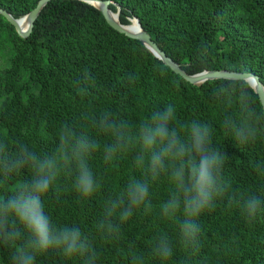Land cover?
<instances>
[{
  "label": "trees",
  "instance_id": "1",
  "mask_svg": "<svg viewBox=\"0 0 264 264\" xmlns=\"http://www.w3.org/2000/svg\"><path fill=\"white\" fill-rule=\"evenodd\" d=\"M119 21L130 25L138 18L143 29L189 75L204 71L251 72L264 86V0H108ZM39 0H0V8L15 19L25 17ZM93 79L85 82V71ZM12 80V81H9ZM213 80L200 86L174 73L139 40L112 28L101 11L75 0H54L22 38L0 14V140L14 151L19 144L40 155L52 154L58 131L71 126L97 140L90 167L99 183L85 200L74 189V173L59 177L45 200V211L55 225L78 226L98 253L97 264H131L141 254L145 264H161L152 249L160 234L173 246L164 264H264V215L250 221L238 204L217 202L198 220L200 246L192 254L180 243L179 228L160 214L171 184L167 177L150 180L153 211L135 213L120 224L116 239L106 238L98 225L110 198L123 192L131 179L144 172L134 153L105 162L103 145L109 138L93 128L90 119L110 112L136 126L153 112L172 103L178 124L208 123L213 146L226 157L224 175L237 202L251 195L264 197V139L242 146L220 125L212 100ZM86 89V90H85ZM23 169L0 195L30 179ZM12 249L0 246V264H12ZM36 264H78L54 251L37 257Z\"/></svg>",
  "mask_w": 264,
  "mask_h": 264
},
{
  "label": "clouds",
  "instance_id": "2",
  "mask_svg": "<svg viewBox=\"0 0 264 264\" xmlns=\"http://www.w3.org/2000/svg\"><path fill=\"white\" fill-rule=\"evenodd\" d=\"M87 83L93 77L84 73ZM212 100L219 109L220 125L242 146L264 139V98L245 78L208 77ZM86 90V89H85ZM91 126L109 138L103 158L111 163L122 154L134 153L143 179H131L123 192L110 198L98 227L106 238L116 239L120 224L135 213L153 211L150 180L167 177L171 191L160 205V214L179 228L182 246L192 254L199 251V217L214 210L227 198L238 204L250 220L264 215V197L251 195L237 202L231 182L224 175L225 155L213 146V130L208 123L193 120L178 124L176 108L169 103L133 126L110 112L90 119ZM58 145L52 154L40 155L19 144L14 151L0 140V186L8 184L21 170L29 169L30 179L17 183L9 195H0V246L12 249V264H36L37 257L54 251L78 264H97L98 253L78 226L55 225L45 211V200L55 189L62 173H74V189L82 199L91 198L99 183L90 167L92 153L101 146L89 135L71 126L58 131ZM264 171V162L255 165ZM153 255L161 264L173 256V246L160 234ZM131 264H145L143 255L133 253Z\"/></svg>",
  "mask_w": 264,
  "mask_h": 264
},
{
  "label": "water",
  "instance_id": "3",
  "mask_svg": "<svg viewBox=\"0 0 264 264\" xmlns=\"http://www.w3.org/2000/svg\"><path fill=\"white\" fill-rule=\"evenodd\" d=\"M54 0H39L38 4L35 6L33 10H31L25 17L20 19H15L9 12L0 8V14L3 15L7 21L12 24L19 36L22 38H27L33 31L34 23L39 17L41 11L47 6V4ZM88 3L95 8H97L103 14L104 18L108 22V24L125 36L136 39L141 41L149 50L150 52L160 59L166 66H168L174 73L181 76L186 82L200 86L206 83L208 77L214 78H221L224 76H234L238 78H245L251 81L252 87L258 90L260 97L264 98V86L256 74L251 72H238V71H229V70H212V71H204L199 74L189 75L187 74L179 64L173 61L165 52H163L160 47L152 40L151 36L147 31H145L139 21L138 18H134L136 20L138 26L140 27L139 31H135L130 28L129 25H123L119 21L120 10L117 13H114L110 9L111 1L108 0H75ZM94 3H98L99 6L95 5ZM115 16V17H114ZM26 20L27 26L22 28L20 26V21Z\"/></svg>",
  "mask_w": 264,
  "mask_h": 264
},
{
  "label": "bare ground",
  "instance_id": "4",
  "mask_svg": "<svg viewBox=\"0 0 264 264\" xmlns=\"http://www.w3.org/2000/svg\"><path fill=\"white\" fill-rule=\"evenodd\" d=\"M95 5L99 6L98 3H94ZM115 17V16H114ZM27 21L26 20H21L20 21V26L22 28H25L27 26ZM131 29L135 30V31H139L140 30V27L138 26L136 20L132 19L131 20V24L129 25Z\"/></svg>",
  "mask_w": 264,
  "mask_h": 264
},
{
  "label": "rangeland",
  "instance_id": "5",
  "mask_svg": "<svg viewBox=\"0 0 264 264\" xmlns=\"http://www.w3.org/2000/svg\"><path fill=\"white\" fill-rule=\"evenodd\" d=\"M9 81H12V80H9Z\"/></svg>",
  "mask_w": 264,
  "mask_h": 264
}]
</instances>
